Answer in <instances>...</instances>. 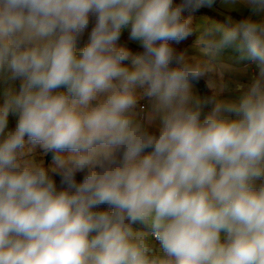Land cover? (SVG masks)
<instances>
[{
    "label": "clouds",
    "instance_id": "obj_1",
    "mask_svg": "<svg viewBox=\"0 0 264 264\" xmlns=\"http://www.w3.org/2000/svg\"><path fill=\"white\" fill-rule=\"evenodd\" d=\"M215 2L0 0V264H264V0L183 17ZM227 52L257 74L202 119Z\"/></svg>",
    "mask_w": 264,
    "mask_h": 264
},
{
    "label": "rangeland",
    "instance_id": "obj_2",
    "mask_svg": "<svg viewBox=\"0 0 264 264\" xmlns=\"http://www.w3.org/2000/svg\"><path fill=\"white\" fill-rule=\"evenodd\" d=\"M204 9H205L204 11L196 14V16L192 19L194 25L211 24L213 22L227 23L228 17H231L233 21H239L248 18L250 15V9L245 5H243L242 3H240L239 0H236V2H233V0H216L215 4L211 8L204 7ZM251 18L256 21L264 20V12L258 13L256 15H252ZM195 40H196V34L194 35L193 41L189 44L185 53L190 58H195L198 60L206 59V56L198 48L195 47ZM127 41L130 42L131 44L133 43V41H130L128 39V36H127ZM77 49L79 50L81 49V47H77ZM224 56H225V63H227L230 66V71H226L223 76V82L227 85L228 90L225 91L224 93H220L219 95H217V90L209 88L208 86L209 80L216 81L217 83L221 81V77L217 72H209L203 79H201L208 88L209 93L211 94V96L208 97L210 99L209 104H211L212 100L215 101L216 99L238 98L240 95H242V91H243L240 88V85H246L248 81L251 78H254L255 75L257 74L256 67L252 65L250 62L239 61L238 58L230 52L225 53ZM197 86L198 89L201 90L198 84ZM2 87L3 85H0V89H2ZM18 87L19 85L17 83V88ZM140 103L147 104V98L142 99L138 102L137 105L138 112L140 111ZM213 106H214V102H213ZM15 122H16L15 117L10 114L9 130L14 129ZM35 152L37 154V159H40L41 157L38 155L40 149L36 148ZM43 159L45 162V167H48L51 161L47 163L46 156H44ZM134 227H139V226L135 225ZM152 244L154 245L153 251L159 249L158 241L152 240Z\"/></svg>",
    "mask_w": 264,
    "mask_h": 264
},
{
    "label": "trees",
    "instance_id": "obj_3",
    "mask_svg": "<svg viewBox=\"0 0 264 264\" xmlns=\"http://www.w3.org/2000/svg\"><path fill=\"white\" fill-rule=\"evenodd\" d=\"M176 2L179 3V0H176ZM204 10H205L204 7H201V8L195 9V10H187L183 13V17L184 18L191 17L193 19L196 16V14H198ZM90 27H91V25H90ZM194 35H195V33L192 36H190L187 40H184V41L180 42L179 44L172 42V47L178 53L179 52H185L187 50L189 44L193 41ZM86 40H87V33L85 34L84 38L78 43L77 47L82 48L83 46H81V45H84ZM119 42L121 44H123L124 46H127L128 48H130L132 51H134L136 53H139L140 51H142V49L132 46L127 41V36L125 34L121 35ZM197 84L199 85V87L201 89L203 101H207V103L203 106V110H202V119H203L204 116H206L208 113L211 112V110L213 108V102L214 101L212 100L211 104H209L210 99L208 97L211 96V94L209 93L208 88L203 83V81L200 80ZM49 174L53 175L52 173H49ZM53 178L55 179L58 188L61 187L60 178L58 176H55V175H53ZM80 179H82V174H77V180L79 181Z\"/></svg>",
    "mask_w": 264,
    "mask_h": 264
},
{
    "label": "crops",
    "instance_id": "obj_4",
    "mask_svg": "<svg viewBox=\"0 0 264 264\" xmlns=\"http://www.w3.org/2000/svg\"><path fill=\"white\" fill-rule=\"evenodd\" d=\"M123 34H125L126 36H128V34H129V32L127 31V30H125L124 32H123ZM118 43L119 44H121L119 41H118ZM130 43V42H129ZM131 44V43H130ZM123 45V44H122ZM132 46H134V47H137L138 45L136 44V43H132L131 44ZM124 46V45H123ZM125 47H127V46H125ZM137 48H140L139 46L137 47ZM132 53H136V52H134V51H132L130 48H128ZM193 93L195 94V95H198L200 98H201V100L203 99L202 98V92H201V90H199L198 89V86H197V83H194L193 84ZM203 101V100H202ZM141 104H143V103H140V105ZM145 105V107H149L150 106V104H149V101L147 100V104H144ZM141 109V108H140Z\"/></svg>",
    "mask_w": 264,
    "mask_h": 264
},
{
    "label": "water",
    "instance_id": "obj_5",
    "mask_svg": "<svg viewBox=\"0 0 264 264\" xmlns=\"http://www.w3.org/2000/svg\"><path fill=\"white\" fill-rule=\"evenodd\" d=\"M81 46H84V45H81ZM46 162L47 163H49L50 162V160H49V158L46 156Z\"/></svg>",
    "mask_w": 264,
    "mask_h": 264
},
{
    "label": "built area",
    "instance_id": "obj_6",
    "mask_svg": "<svg viewBox=\"0 0 264 264\" xmlns=\"http://www.w3.org/2000/svg\"><path fill=\"white\" fill-rule=\"evenodd\" d=\"M141 107H145V105H144V104H141V105H140V108H141Z\"/></svg>",
    "mask_w": 264,
    "mask_h": 264
}]
</instances>
